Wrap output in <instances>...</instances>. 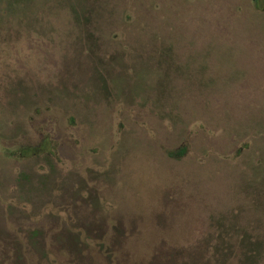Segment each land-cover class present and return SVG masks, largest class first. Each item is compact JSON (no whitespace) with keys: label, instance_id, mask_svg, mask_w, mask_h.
I'll return each mask as SVG.
<instances>
[{"label":"rangeland","instance_id":"1","mask_svg":"<svg viewBox=\"0 0 264 264\" xmlns=\"http://www.w3.org/2000/svg\"><path fill=\"white\" fill-rule=\"evenodd\" d=\"M250 235L264 0H0V264H264Z\"/></svg>","mask_w":264,"mask_h":264},{"label":"trees","instance_id":"2","mask_svg":"<svg viewBox=\"0 0 264 264\" xmlns=\"http://www.w3.org/2000/svg\"><path fill=\"white\" fill-rule=\"evenodd\" d=\"M25 150H27L25 147H21L20 149H19V152H20V154L22 155V154H24V153H26L25 152ZM35 151L36 149H29V151ZM186 153V147H184V146H181V147H178L177 149H174V150H170L169 152H168V154L171 156V157H173V158H180L181 156H183L184 154ZM256 234L257 235H261V234H259V233H257L256 232ZM253 237H251V235L250 236H244V237H242L240 240H244V238H246V239H249V238H251L250 240V242H248L249 244H250V248H251V250H252V255L251 256H249V257H251V262L253 261V258L255 257V256H257L258 255V250H260V249H262L263 247H264V245H263V242H260V241H257V236H255V235H252ZM249 241V240H248ZM243 246V245H242ZM253 257V258H252Z\"/></svg>","mask_w":264,"mask_h":264}]
</instances>
